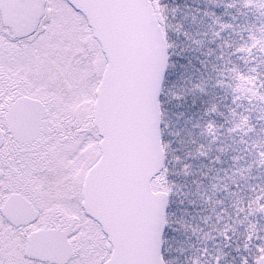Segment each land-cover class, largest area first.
Wrapping results in <instances>:
<instances>
[{"label": "snow or ice", "instance_id": "6c2138e0", "mask_svg": "<svg viewBox=\"0 0 264 264\" xmlns=\"http://www.w3.org/2000/svg\"><path fill=\"white\" fill-rule=\"evenodd\" d=\"M0 264H264V0H0Z\"/></svg>", "mask_w": 264, "mask_h": 264}]
</instances>
